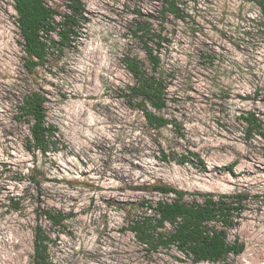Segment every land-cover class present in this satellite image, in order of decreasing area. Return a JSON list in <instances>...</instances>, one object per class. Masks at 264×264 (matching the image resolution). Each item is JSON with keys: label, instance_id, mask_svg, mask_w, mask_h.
Masks as SVG:
<instances>
[{"label": "rangeland", "instance_id": "374dc122", "mask_svg": "<svg viewBox=\"0 0 264 264\" xmlns=\"http://www.w3.org/2000/svg\"><path fill=\"white\" fill-rule=\"evenodd\" d=\"M45 2L59 22L66 0ZM80 2L75 43L61 55L50 51L32 76L22 66L13 3L0 0V264H32L36 223L51 238L53 264H191L174 248L145 251L127 229L142 203L169 200L151 190L157 184L186 192L187 202H201L205 193L248 194L228 235L244 251L218 264H264V140L245 142L235 122L245 111L264 122V38L244 35L258 8L248 0H180L186 16L168 17L161 30L162 0ZM144 23L166 35L158 50L164 114L177 121L181 138L170 126L150 135L125 97L133 82L125 59L150 72L133 35ZM32 85L47 100L46 122L60 142L45 156L24 150L30 123L15 117ZM162 147L177 159L193 152L204 168L193 157L163 162ZM39 208L67 219L53 227L37 219Z\"/></svg>", "mask_w": 264, "mask_h": 264}, {"label": "trees", "instance_id": "16d2710c", "mask_svg": "<svg viewBox=\"0 0 264 264\" xmlns=\"http://www.w3.org/2000/svg\"><path fill=\"white\" fill-rule=\"evenodd\" d=\"M16 13L15 26L18 30L19 45L25 55L23 68L28 75H34L37 68L42 67L50 51L61 55L63 50L71 47L77 37L80 20H83V7L80 0H66V12L57 22V12L48 6L45 0H11ZM259 12V18L253 25L246 23L245 36L264 38V0H248ZM180 0H162L158 12L161 30L168 17L182 20L186 16ZM55 34L57 40L51 35ZM133 35L141 42L150 65L147 72L143 65L133 58H126L125 65L133 82L127 86L125 97L132 110L141 114L144 125L150 135L157 136L169 126L174 128L176 137H182L181 128L175 119L168 118L164 111L168 107L167 87L160 69L159 49L166 41V35L144 23L136 26ZM43 92L30 86L23 94L17 106V121H29V134L24 140V150L36 157L45 156L56 150L60 143L56 137L57 130L46 122ZM241 127L245 142L256 139L264 140V122L253 111L241 112L235 117ZM163 162L175 161L179 164L195 158L204 168V163L197 154L187 152L180 154L179 159L165 148L159 151ZM235 165L224 170L231 173ZM151 190L168 201L144 202L141 216H134L128 222V231L136 242L149 253L174 248L187 258L191 264L202 262L218 264L229 256L236 257L244 251V245L238 240L230 242L229 232L239 223L246 209L249 195L236 192L234 194H201L202 201L187 202L186 192L165 184H157ZM17 209L18 204H15ZM37 219L43 218L53 227H62L67 215L61 212L39 208ZM169 227V231L167 228ZM51 238L39 223L33 229L32 264H53L49 256Z\"/></svg>", "mask_w": 264, "mask_h": 264}]
</instances>
